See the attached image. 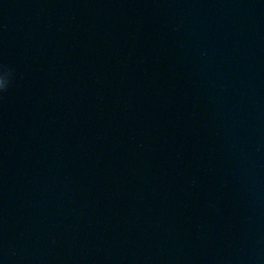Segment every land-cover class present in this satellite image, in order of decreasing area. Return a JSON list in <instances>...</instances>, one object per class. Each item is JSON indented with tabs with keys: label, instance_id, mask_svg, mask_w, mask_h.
<instances>
[{
	"label": "water",
	"instance_id": "95a60500",
	"mask_svg": "<svg viewBox=\"0 0 264 264\" xmlns=\"http://www.w3.org/2000/svg\"><path fill=\"white\" fill-rule=\"evenodd\" d=\"M0 81V264H264V0H0Z\"/></svg>",
	"mask_w": 264,
	"mask_h": 264
},
{
	"label": "clouds",
	"instance_id": "9594fccd",
	"mask_svg": "<svg viewBox=\"0 0 264 264\" xmlns=\"http://www.w3.org/2000/svg\"><path fill=\"white\" fill-rule=\"evenodd\" d=\"M10 74V73H9ZM7 87H8V81L7 83L3 82V81H0V91H5L7 90Z\"/></svg>",
	"mask_w": 264,
	"mask_h": 264
}]
</instances>
